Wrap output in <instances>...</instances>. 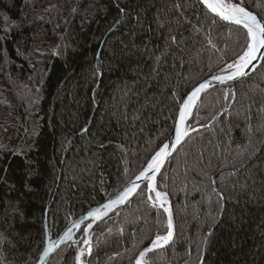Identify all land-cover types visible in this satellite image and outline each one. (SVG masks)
I'll use <instances>...</instances> for the list:
<instances>
[{
  "label": "trees",
  "instance_id": "16d2710c",
  "mask_svg": "<svg viewBox=\"0 0 264 264\" xmlns=\"http://www.w3.org/2000/svg\"><path fill=\"white\" fill-rule=\"evenodd\" d=\"M213 18L200 0H0V264H37L46 221L54 241L147 166L179 102L242 55L244 30ZM191 129L158 179L175 237L151 264H264V62L204 94ZM167 230L142 188L85 264H135ZM83 234L48 264H76Z\"/></svg>",
  "mask_w": 264,
  "mask_h": 264
},
{
  "label": "snow or ice",
  "instance_id": "6c2138e0",
  "mask_svg": "<svg viewBox=\"0 0 264 264\" xmlns=\"http://www.w3.org/2000/svg\"><path fill=\"white\" fill-rule=\"evenodd\" d=\"M201 4L206 7L209 12L214 14L213 23L216 22L215 18H219L222 21H226L231 25H236L240 29L244 30L245 35V47L243 49L242 55L239 56V62H234L227 66L228 69H234V71L229 72L227 75H219L215 79L220 82H226L234 80L237 77L246 75L244 69L251 65L252 62L257 59V54L261 49H264V17H258L252 11L248 10L243 5V0H200ZM176 8H180V4L175 5ZM121 13H125L124 8L119 9ZM73 12H76V9H72ZM138 19V17H137ZM170 39L175 42L176 36H171ZM215 47V45H213ZM209 87L207 83H201L198 87H195L186 98H183L180 103L179 113H178V126L175 127V141L179 144L182 138L187 134L186 130L182 127L184 125L186 117L189 116V110L195 107L196 101L199 99L200 94ZM170 155V145L163 144L160 147L159 151L151 158V161L147 164V168L140 173L137 179H144L150 181L151 183L147 184L146 187L152 195H148L147 199L152 202L155 207L157 202H159V207L167 213V232L166 235H156L155 239L151 241L149 247L145 248L144 251L140 252L139 258L136 261V264H151L150 253L155 252L158 249L164 248L170 241L173 239V219L172 211L170 207H165L167 202V194L161 191L156 190V176L155 173L159 172L160 168L163 166L166 158ZM148 173H153L149 175ZM235 175V173H233ZM215 181H213L214 183ZM139 185L132 183L131 186L125 187L122 191H118L114 198L109 199L108 203L103 205L104 209H113L116 206H120L128 201L130 196L136 192ZM219 198L221 200L225 199L223 193H219ZM106 214V213H103ZM101 209L97 208L95 210H90L87 213L86 217L99 219L103 215ZM81 221V222H82ZM79 227V224L75 225ZM89 229L91 224L88 225ZM211 235V233H209ZM72 241V230L69 228L64 232L61 242ZM85 243H90L89 240H85ZM52 245H49V251H51ZM49 251L43 253L44 256L49 255ZM88 254L91 255V247L88 248ZM85 255L84 251H80V257ZM80 257H77L79 260ZM80 264H83V261H80ZM202 264V262H201Z\"/></svg>",
  "mask_w": 264,
  "mask_h": 264
},
{
  "label": "water",
  "instance_id": "95a60500",
  "mask_svg": "<svg viewBox=\"0 0 264 264\" xmlns=\"http://www.w3.org/2000/svg\"><path fill=\"white\" fill-rule=\"evenodd\" d=\"M232 2H236V1H232ZM243 5L246 7L244 1H243ZM247 8V7H246ZM248 9V8H247ZM250 10V9H248ZM209 11V10H208ZM251 11V10H250ZM253 12V11H252ZM211 13V12H210ZM254 14H256L255 12H253ZM212 14V13H211ZM214 16V14H212ZM257 15V14H256ZM259 17V15H257ZM218 18V17H217ZM219 19V18H218ZM220 20V19H219ZM222 21V20H221ZM223 23L229 25V26H233V27H237L239 28L238 26L236 25H231L229 24L228 22L226 21H222ZM264 62V49H261L260 52H258L257 54V59H255L251 65H248L244 71L246 72V75L244 76H241V77H237L236 79L234 80H230V81H226V82H220L219 80L215 79V77L219 76V75H227L229 72L231 71H227V70H220L218 72H216L215 74H213L212 76H210L209 78L203 80L202 82H200L199 84L201 83H207L209 85V87L207 89H205L201 94H200V97L199 99L196 101V104H195V107L192 108V112H194L197 104L199 103L200 99L202 98V96L206 93H208L209 91L211 90H214L216 88H219V87H222V86H225L227 84H237L239 83L240 81L244 80V79H247L249 78L250 76L254 75L258 69L261 67V65L263 64ZM234 71V70H233ZM199 84L195 87H198ZM194 87V88H195ZM193 88V89H194ZM192 89V90H193ZM191 90V91H192ZM190 91V92H191ZM190 92L188 94H190ZM187 94V95H188ZM186 95V97H187ZM185 97V98H186ZM180 108V107H179ZM191 111V109L189 110V112ZM178 113H179V110H178ZM178 113H177V117H176V120H175V123H174V126H173V129L170 133V136H169V139L168 141L165 143V144H169L170 145V155L166 158L163 166L160 168L159 172L155 173V176H156V190L157 189V182H158V179L160 177V175L162 174L163 170L165 169L167 163L169 162V160L176 154V152L185 144V142L188 140V138H190V136L192 134H194V132L196 130H192L191 129V118H192V113L189 114L188 117H186L185 119V122H184V125L182 126L184 128V130H186L187 134L182 138L181 142L179 144L176 143L175 141V127L178 126ZM147 168V166L142 170L144 171L145 169ZM141 171V172H142ZM140 172V173H141ZM140 173L135 177L133 178L125 187H128V186H131L132 183H135L137 185H139V187L137 188L136 192L133 193L130 198L128 199V201L120 206H116L114 207L113 209H104L103 208V205L108 203L109 200L105 201L103 204L93 208L92 210H95L97 208L101 209V213H106V214H103L101 216V218L99 219H95V218H88V219H83L82 221V218L83 217H86L87 216V213L85 215H83L82 217H80L79 219L75 220V221H72L68 227L63 231V233L54 241L51 240V237L50 235L48 234V227H47V223L48 221H46V229H47V238H46V248L44 250L45 251H49V245L51 244L52 245V249L51 251H49V255L48 256H44L43 254L41 255L40 257V260L37 264H48L51 257L59 250L61 249L63 246L69 244V243H73L75 242V238H76V235L84 228V241L85 240H89L90 243H85L84 241L82 242V245L81 247L79 248L78 252H77V255H76V259H75V263L76 264H80V261L84 259L85 255L83 257H80V251L83 250L85 252L86 249H88L89 247H91L92 249V232L93 230L100 224L102 223L103 221H105L106 219H108L110 216H112L115 212H117L119 209L123 208L130 200H132L135 195L144 187L146 186L147 184L151 183L150 181H146L144 179H137V177L140 175ZM149 175H153V173H148ZM124 187V188H125ZM149 195H150V192H149ZM114 198V197H113ZM167 198L169 200V207L171 208V211H172V219H173V239L172 241H170L167 245L164 246V248L168 247L174 240V237H175V219H174V212H173V207H172V204H171V201L167 195ZM162 209V208H161ZM167 214V213H166ZM82 221V222H81ZM76 224H79L80 226L79 227H76L75 225ZM91 224V228L89 229L88 225ZM71 229L72 230V241H66V242H61V238L64 234L65 231H67L68 229ZM149 247V246H148ZM163 249V248H162ZM158 250H161V249H158ZM156 250V251H158ZM144 251V250H143ZM43 252V253H44ZM77 257H80V259L78 260ZM139 258V255L137 257V259ZM136 259V261H137ZM136 261H135V264H136Z\"/></svg>",
  "mask_w": 264,
  "mask_h": 264
},
{
  "label": "rangeland",
  "instance_id": "374dc122",
  "mask_svg": "<svg viewBox=\"0 0 264 264\" xmlns=\"http://www.w3.org/2000/svg\"><path fill=\"white\" fill-rule=\"evenodd\" d=\"M232 1H234V0H232ZM239 59V58H238ZM237 59V60H238ZM237 60H235L234 62H236ZM233 62V63H234ZM233 63H231V64H233ZM226 68V67H225ZM225 68H223V69H225ZM222 69V70H223ZM233 85H235V84H227V85H225V86H222V87H225V88H227V91L228 92H232L233 91ZM191 120H192V118H191ZM191 123V122H190ZM191 125V124H190ZM173 129V128H172ZM169 139V138H168ZM168 139H167V141H168ZM159 151V150H158ZM155 155V154H154ZM151 161V160H150ZM143 188H145L146 189V192H147V196L149 195V191H148V189H147V187L145 186V187H143ZM157 189L159 190V191H161L159 188H158V182H157ZM161 192H163V191H161ZM165 193V192H164ZM167 194V193H166ZM168 195V194H167ZM169 197V196H168ZM169 199H170V197H169ZM149 201V200H148ZM171 201V200H170ZM150 203H151V206L152 207H154L153 206V204H152V202L151 201H149ZM171 204H172V202H171ZM172 207H173V204H172ZM155 208H157V209H161V208H159L157 205L155 206ZM161 210H163V209H161ZM164 211V210H163ZM174 212V211H173ZM166 213V212H165ZM78 235V234H77ZM76 235V236H77ZM75 240H76V238H75ZM76 242V241H75ZM76 243H78V241L76 242ZM93 243V242H92ZM91 253H92V249H91ZM91 255H89L88 254V252H87V254L85 255V257H84V259H87L88 257H90ZM83 259V264H85V260Z\"/></svg>",
  "mask_w": 264,
  "mask_h": 264
},
{
  "label": "bare ground",
  "instance_id": "6f19581e",
  "mask_svg": "<svg viewBox=\"0 0 264 264\" xmlns=\"http://www.w3.org/2000/svg\"><path fill=\"white\" fill-rule=\"evenodd\" d=\"M237 63L239 62V59L236 61ZM224 70H227V71H233L234 69H228L227 67L224 69ZM193 110L191 109V111H190V114L192 113L193 114V112H192ZM157 191H159V190H157ZM150 195H152L153 197H154V193H150ZM158 207H159V202H157V204H156ZM165 207H169V200H168V198H167V202L165 203ZM160 208V207H159ZM87 252H88V249H86L85 250V255L87 254ZM83 261V260H82Z\"/></svg>",
  "mask_w": 264,
  "mask_h": 264
}]
</instances>
